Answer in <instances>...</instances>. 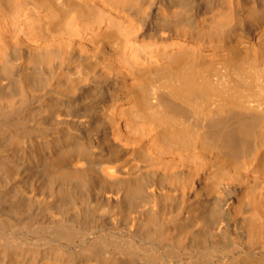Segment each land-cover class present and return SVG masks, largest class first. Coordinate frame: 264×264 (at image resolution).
<instances>
[{
	"label": "bare ground",
	"instance_id": "6f19581e",
	"mask_svg": "<svg viewBox=\"0 0 264 264\" xmlns=\"http://www.w3.org/2000/svg\"><path fill=\"white\" fill-rule=\"evenodd\" d=\"M0 264H264V0H0Z\"/></svg>",
	"mask_w": 264,
	"mask_h": 264
}]
</instances>
